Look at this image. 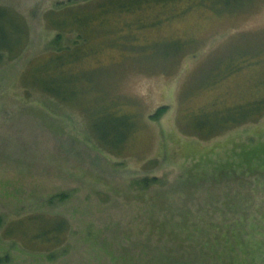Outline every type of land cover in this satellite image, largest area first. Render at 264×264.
Listing matches in <instances>:
<instances>
[{"label": "rangeland", "instance_id": "1", "mask_svg": "<svg viewBox=\"0 0 264 264\" xmlns=\"http://www.w3.org/2000/svg\"><path fill=\"white\" fill-rule=\"evenodd\" d=\"M67 1L0 0L21 14L29 29L22 54L0 60V264H167L172 257L189 260L185 264H264L262 237L248 239L246 247L221 260L217 253L188 249L187 241L185 247L179 244L184 221L233 223L230 199L237 201L238 216L243 209L249 217L264 210V171L244 174L255 154L264 158V116L208 139L185 133L178 123L180 114L221 110L264 95V87L257 86L264 79V61L223 81L222 70H215L230 42L264 36V0L243 14L215 16L193 8L145 32L154 39L196 41V49L168 69L160 62L151 70L114 53L104 56L111 72L107 91L124 103L118 113L135 122L134 132L122 134H130L122 149L114 119L52 105L21 85L31 60L74 45L73 35L57 39L42 21L45 11ZM183 93L188 97L182 99ZM222 166L229 167L224 176L213 171ZM36 213L66 221L60 247L30 251L3 238L7 225ZM167 232L177 233V242L163 248ZM227 236L222 242H239Z\"/></svg>", "mask_w": 264, "mask_h": 264}, {"label": "trees", "instance_id": "2", "mask_svg": "<svg viewBox=\"0 0 264 264\" xmlns=\"http://www.w3.org/2000/svg\"><path fill=\"white\" fill-rule=\"evenodd\" d=\"M260 3L262 0H70L57 3L43 13V25L55 32L57 39L59 36L73 35L76 41L69 48L49 51L31 60L20 75L21 85L28 95L34 92L49 99L52 105L79 108L86 117L93 112L96 117L114 119L116 130L121 131L119 142H122L130 135L123 136L124 132H134L135 122L131 117L118 113L124 103L112 99L107 91L106 82L111 72L107 68L108 63H104V56L114 53L121 60L134 62L140 67L146 64V69L151 70L155 69L154 63L160 62L168 69L193 52L196 41L178 37L154 39L145 32L159 28L176 17H184L193 8L208 10L215 16L233 15L248 13ZM28 39L29 29L24 17L14 9L0 5V60L13 61L18 58L26 48ZM263 61L264 36L250 39L243 35L222 51V64L215 70H222L219 74L223 81L244 69L261 65ZM91 62L96 65H89ZM208 82L201 88L209 85ZM257 86L263 88L264 79ZM187 97L188 93H183L182 99ZM160 109H157L154 117L158 116ZM263 116L264 95H261L224 106L221 110L180 114L178 123L185 133L208 139L241 125L255 123ZM213 126L212 130H208ZM122 144L118 148L122 149ZM246 164L244 174L264 171V158L261 155L255 154L253 161ZM213 171L224 176L229 172V167L222 166L219 171ZM59 197L64 195L60 194ZM230 201L233 203H227L232 205L236 217L233 223L196 226L184 221L180 226V232L184 234L179 243L181 247H185L187 241L188 249L217 253L216 259L221 260L222 255L236 252L237 247H246L248 239L262 237L264 240V210L257 217L252 214L249 217L243 209L238 216L235 213L236 199ZM26 225L32 226L33 230L28 231ZM67 230L68 225L62 217L36 213L7 225L3 238L15 240L30 251L50 252L64 243ZM236 233H241L242 238L235 237ZM166 234L169 237L163 248L172 246V241L174 244L177 242V233ZM198 235L199 238L196 237ZM202 235H206L204 241H201ZM227 235L239 242H222ZM166 261L167 264H185L189 260L172 257L166 258Z\"/></svg>", "mask_w": 264, "mask_h": 264}]
</instances>
